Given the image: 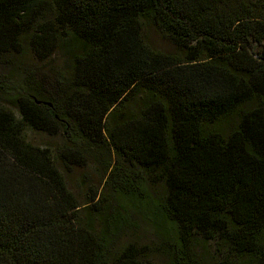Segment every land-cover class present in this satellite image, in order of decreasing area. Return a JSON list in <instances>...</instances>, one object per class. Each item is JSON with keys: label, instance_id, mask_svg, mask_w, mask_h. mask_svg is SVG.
I'll return each instance as SVG.
<instances>
[{"label": "trees", "instance_id": "16d2710c", "mask_svg": "<svg viewBox=\"0 0 264 264\" xmlns=\"http://www.w3.org/2000/svg\"><path fill=\"white\" fill-rule=\"evenodd\" d=\"M249 1L0 0V264H158L137 240L112 245L132 210L167 264H233L201 259L197 236L264 264V16ZM89 163L103 189L79 200L65 174Z\"/></svg>", "mask_w": 264, "mask_h": 264}, {"label": "rangeland", "instance_id": "374dc122", "mask_svg": "<svg viewBox=\"0 0 264 264\" xmlns=\"http://www.w3.org/2000/svg\"><path fill=\"white\" fill-rule=\"evenodd\" d=\"M251 7L255 16L263 17L264 16V0H250ZM148 38L151 43L165 51H172V46L163 40L157 33L153 30H150L148 33ZM251 50L253 52L258 51L259 47L255 44H251ZM55 64L57 63V55L54 54ZM27 64L34 70L36 74H47V70L44 69L41 71V68L45 66L40 61H36L33 58L29 57ZM0 71L4 72L5 68L0 66ZM30 139L35 142L49 141L54 142L56 138H45L44 136L37 133H30ZM49 139V140H48ZM51 140V141H50ZM66 185L69 190H71L79 200H82L85 196L89 195L91 189L97 188V191H102L103 189V179L94 169V165L89 163L84 167L75 166L70 172L65 174ZM159 189V186L156 187V190ZM108 203V202H107ZM110 213L116 212L119 208L117 200H113L111 206L108 207ZM82 214L84 212L82 211ZM129 218L131 220V225L126 229V231L119 232L118 235L113 238V246L119 247L127 240H137L140 244L144 245L143 253L146 254V258L152 262L158 264H167L168 257L163 251L164 241L161 236L156 233V230L153 228L150 220L145 219L142 214L136 210H132L129 213ZM193 247L200 258L205 261H215L220 257H227L234 264H246L249 261L247 255L239 256L233 251H231L226 245L220 244L214 239H204L201 236H197L193 241Z\"/></svg>", "mask_w": 264, "mask_h": 264}, {"label": "water", "instance_id": "95a60500", "mask_svg": "<svg viewBox=\"0 0 264 264\" xmlns=\"http://www.w3.org/2000/svg\"><path fill=\"white\" fill-rule=\"evenodd\" d=\"M48 104H50V103H48Z\"/></svg>", "mask_w": 264, "mask_h": 264}]
</instances>
